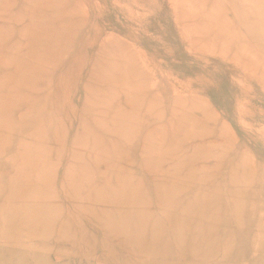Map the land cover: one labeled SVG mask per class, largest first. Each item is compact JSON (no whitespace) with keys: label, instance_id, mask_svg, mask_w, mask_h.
Here are the masks:
<instances>
[{"label":"rangeland","instance_id":"1","mask_svg":"<svg viewBox=\"0 0 264 264\" xmlns=\"http://www.w3.org/2000/svg\"><path fill=\"white\" fill-rule=\"evenodd\" d=\"M0 264H264V0H0Z\"/></svg>","mask_w":264,"mask_h":264}]
</instances>
